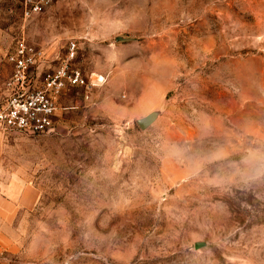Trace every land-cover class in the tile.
I'll list each match as a JSON object with an SVG mask.
<instances>
[{
    "label": "rangeland",
    "instance_id": "374dc122",
    "mask_svg": "<svg viewBox=\"0 0 264 264\" xmlns=\"http://www.w3.org/2000/svg\"><path fill=\"white\" fill-rule=\"evenodd\" d=\"M22 40L36 88L72 42L88 87L46 133L0 128V191L35 192L3 264H264V0H0V101Z\"/></svg>",
    "mask_w": 264,
    "mask_h": 264
},
{
    "label": "built area",
    "instance_id": "2783aa9c",
    "mask_svg": "<svg viewBox=\"0 0 264 264\" xmlns=\"http://www.w3.org/2000/svg\"><path fill=\"white\" fill-rule=\"evenodd\" d=\"M60 0H21V9L27 20L37 16ZM77 45L72 42L67 61L48 74L41 88H36L28 73L44 64V55L36 47L22 40L16 53L10 57L15 72L8 84L9 92L0 101V128L26 135L43 134L55 127L58 98L67 87H88L79 69L70 63L76 55ZM0 264H3L0 257Z\"/></svg>",
    "mask_w": 264,
    "mask_h": 264
},
{
    "label": "crops",
    "instance_id": "0c3cea01",
    "mask_svg": "<svg viewBox=\"0 0 264 264\" xmlns=\"http://www.w3.org/2000/svg\"><path fill=\"white\" fill-rule=\"evenodd\" d=\"M35 192L29 186L12 181L0 191V227L8 226L13 218H16L19 208H32ZM3 244L0 239V251Z\"/></svg>",
    "mask_w": 264,
    "mask_h": 264
},
{
    "label": "water",
    "instance_id": "95a60500",
    "mask_svg": "<svg viewBox=\"0 0 264 264\" xmlns=\"http://www.w3.org/2000/svg\"><path fill=\"white\" fill-rule=\"evenodd\" d=\"M160 111H153L151 113H149L147 116L139 119L137 121L138 126L140 127L141 130H147L148 128H150L159 118L160 116ZM206 246V243H196L195 245V249L199 250L203 247Z\"/></svg>",
    "mask_w": 264,
    "mask_h": 264
}]
</instances>
